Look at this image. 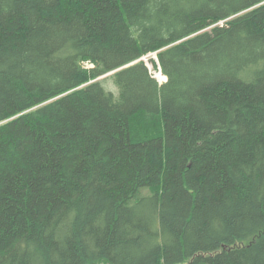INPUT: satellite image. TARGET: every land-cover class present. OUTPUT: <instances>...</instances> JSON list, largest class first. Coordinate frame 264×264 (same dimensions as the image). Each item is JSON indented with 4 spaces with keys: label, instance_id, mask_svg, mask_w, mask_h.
<instances>
[{
    "label": "trees",
    "instance_id": "trees-1",
    "mask_svg": "<svg viewBox=\"0 0 264 264\" xmlns=\"http://www.w3.org/2000/svg\"><path fill=\"white\" fill-rule=\"evenodd\" d=\"M0 264H264V0H0Z\"/></svg>",
    "mask_w": 264,
    "mask_h": 264
},
{
    "label": "rangeland",
    "instance_id": "rangeland-1",
    "mask_svg": "<svg viewBox=\"0 0 264 264\" xmlns=\"http://www.w3.org/2000/svg\"><path fill=\"white\" fill-rule=\"evenodd\" d=\"M150 58H153V59H155L156 60V55H155V53H152V54H148V55H146V56H144V58L142 59L145 63H146V65H147V67H148V69H149V71H150V73H151V75H152V77H156V74L154 75V70H155V68H154V66H153V64L150 62ZM83 66L84 67H86V68H90V67H92L93 66V64H92V62L91 61H84L83 63ZM110 74H108V75H103V76H100V77H98V79H103V78H107V76H109ZM164 75V74H163ZM166 75H164V78L161 80V81H159V79L157 80L156 78V80L158 81V83H163V82H165V79H166V77H165ZM103 87L107 90V91H109V90H111V91H113L115 94H117V88H116V86H115V84H114V81L112 80V79H106L105 80V82L103 83Z\"/></svg>",
    "mask_w": 264,
    "mask_h": 264
},
{
    "label": "bare ground",
    "instance_id": "bare-ground-1",
    "mask_svg": "<svg viewBox=\"0 0 264 264\" xmlns=\"http://www.w3.org/2000/svg\"><path fill=\"white\" fill-rule=\"evenodd\" d=\"M156 74V79L158 80L159 79V81H161L163 78H164V75H163V73L161 72V70H160V68H157V69H155L154 70V75ZM234 74V73H233Z\"/></svg>",
    "mask_w": 264,
    "mask_h": 264
},
{
    "label": "water",
    "instance_id": "water-1",
    "mask_svg": "<svg viewBox=\"0 0 264 264\" xmlns=\"http://www.w3.org/2000/svg\"><path fill=\"white\" fill-rule=\"evenodd\" d=\"M157 60V59H156ZM116 70H114V71H111V72H109V73H107L106 75H108V74H112V73H114ZM101 78V77H100Z\"/></svg>",
    "mask_w": 264,
    "mask_h": 264
}]
</instances>
